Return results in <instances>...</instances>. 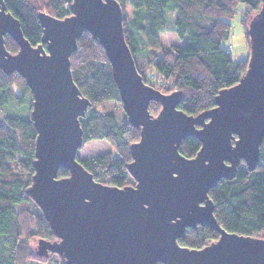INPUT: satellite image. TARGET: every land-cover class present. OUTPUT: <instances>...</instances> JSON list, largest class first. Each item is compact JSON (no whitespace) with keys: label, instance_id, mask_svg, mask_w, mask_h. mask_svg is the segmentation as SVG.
Wrapping results in <instances>:
<instances>
[{"label":"water","instance_id":"water-1","mask_svg":"<svg viewBox=\"0 0 264 264\" xmlns=\"http://www.w3.org/2000/svg\"><path fill=\"white\" fill-rule=\"evenodd\" d=\"M71 13L64 19L41 13L42 43L33 46L0 0V69L21 75L33 94L37 138L27 193L56 237L38 240L35 254L42 259L56 254L65 264H264V238L225 231L209 197L221 179L235 178L242 163L254 171L259 162L264 0L248 25L246 73L219 92L213 109L196 116L178 108L181 91L164 94L144 82L125 39L117 0H72ZM85 31L104 48L128 122L140 128L127 165L135 185L98 182L78 160L84 145L80 119L92 103L74 82L70 58ZM7 35L19 46L15 54L6 49ZM152 101L161 104L156 116L149 111ZM188 137L201 143L193 158L179 151ZM61 168L68 177H58ZM198 225L217 231L218 240L202 249L179 245L186 229Z\"/></svg>","mask_w":264,"mask_h":264},{"label":"trees","instance_id":"trees-1","mask_svg":"<svg viewBox=\"0 0 264 264\" xmlns=\"http://www.w3.org/2000/svg\"><path fill=\"white\" fill-rule=\"evenodd\" d=\"M117 1L123 10L125 39L144 82L164 94L181 91L178 108L185 113L196 116L213 109L219 92L236 85L246 73L249 56L235 61L232 45L225 46L232 33L230 20L241 13L240 22L250 50L248 25L261 9L262 0ZM5 4L7 12L20 21L25 38L33 46L42 43L41 13L58 19L72 14V0H5ZM167 21L172 22V30L185 40L183 45L169 49L163 46L161 35L167 32ZM5 46L12 54L19 51L18 44L8 35ZM70 59L74 82L92 103L86 116L80 119L84 144L102 140L112 147V151L78 160L98 182L118 188L135 185L127 165L132 161L131 145L140 140V128L128 120L119 123L115 114L97 108L121 102L104 48L85 31ZM162 79L173 83L158 85ZM28 98L30 117L0 115V264L49 263L56 256L51 254L42 259L35 255L38 240L53 241L56 237L43 212L27 193L34 175L37 138L31 118L33 94L21 75H7L0 69V110L11 102L23 104ZM160 110L159 102L150 103L152 115L156 116ZM200 148L197 138L188 137L179 151L186 158H193ZM68 176L66 169L59 170V178ZM209 197L215 206V217L225 231L264 238V139L256 169L249 171L242 163L235 178L221 179L209 191ZM218 238L217 231L198 225L187 228L178 243L190 249H202ZM59 258L60 264H65Z\"/></svg>","mask_w":264,"mask_h":264},{"label":"rangeland","instance_id":"rangeland-1","mask_svg":"<svg viewBox=\"0 0 264 264\" xmlns=\"http://www.w3.org/2000/svg\"><path fill=\"white\" fill-rule=\"evenodd\" d=\"M128 10H131V7L128 6ZM241 18L242 15L239 12L233 19L230 20L232 26V33L229 41L225 43V46L232 45V56L235 61L247 59L250 55V50L246 42L245 31L240 22ZM172 29V22L167 21V32L164 35H161L162 44L168 49L172 48L173 45H183L185 42V40H182ZM172 83V80L162 79L159 81L158 85L162 84L164 86H171ZM97 108L100 111L115 114L119 123H123L128 120L127 115L123 110L121 102L104 104L98 106ZM0 115L2 118L8 116L21 118L30 117V98H28L23 104L11 102L9 104L4 105L0 110ZM109 151H112V147L108 142L102 140H92L86 142L83 147L79 150L78 158L86 159ZM36 257L39 258L37 255ZM30 264H60V258L58 255H56L54 256V259H52L49 263L34 261Z\"/></svg>","mask_w":264,"mask_h":264},{"label":"built area","instance_id":"built-area-1","mask_svg":"<svg viewBox=\"0 0 264 264\" xmlns=\"http://www.w3.org/2000/svg\"><path fill=\"white\" fill-rule=\"evenodd\" d=\"M230 49H231V46L229 47L228 51H230Z\"/></svg>","mask_w":264,"mask_h":264}]
</instances>
